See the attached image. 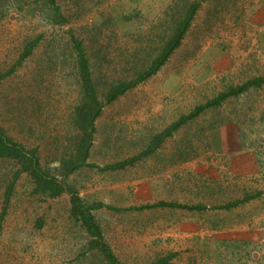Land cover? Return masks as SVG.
<instances>
[{
  "label": "rangeland",
  "instance_id": "374dc122",
  "mask_svg": "<svg viewBox=\"0 0 264 264\" xmlns=\"http://www.w3.org/2000/svg\"><path fill=\"white\" fill-rule=\"evenodd\" d=\"M193 4L163 67L104 103L112 85L157 56ZM55 7L0 0V129L62 188L52 197L18 159L0 156V264H109L102 244L120 264H264V0H55ZM77 44L103 106L86 165L68 173L87 138L77 111L89 102ZM246 84L154 147L172 123ZM72 194L101 240L73 213ZM156 199L152 205L203 209H140Z\"/></svg>",
  "mask_w": 264,
  "mask_h": 264
},
{
  "label": "trees",
  "instance_id": "16d2710c",
  "mask_svg": "<svg viewBox=\"0 0 264 264\" xmlns=\"http://www.w3.org/2000/svg\"><path fill=\"white\" fill-rule=\"evenodd\" d=\"M47 3L55 8V0H46ZM197 5L193 4L188 10H186L185 15L182 17L180 22L175 24L174 29L171 31L170 35L166 38V40L161 44V47L158 51V54L155 58L148 61V65L142 66L140 70H138L132 79L120 83H116L112 85L107 91L106 95L103 97L104 103L110 104L115 101L119 96L126 93L128 90H131L143 83L153 75H155L167 62L169 57L174 53V51L180 46L181 41L183 39L184 34L186 33L189 24L193 18V15L196 11ZM30 49L26 52L29 53ZM77 56L79 60V67L81 71V76L83 79V91L85 95L89 98L88 105L82 106L83 108H79L77 111L81 109V119L79 118V125H81V129L84 131L87 138L85 140L80 141L79 150L77 154L76 160L78 162L71 166L68 170L69 172H73L76 167L86 165V159L88 156L89 146L91 143L92 135L94 134V126L93 123L95 119L100 115L101 108L103 106V101H99L96 91L92 86V81L89 74L88 69V61L86 59L85 53L80 47V44L76 45ZM27 55V54H25ZM262 79L261 81H263ZM249 85V84H248ZM247 84L244 86H239L237 88L231 89L229 92L221 94L215 100L205 104L204 106H200L195 111L187 116H183L178 119L176 122L172 123L168 126L161 134L158 135V141L156 142L154 147H157L160 142L164 141V139L170 137L175 131H177L183 124L195 118L201 111L205 108L217 105L220 100L225 99L229 96H236L243 93L247 89ZM80 117V114H79ZM87 132V134H86ZM0 156L2 157H10L18 159L21 163V171L31 172V175L36 180L35 184L41 190L51 189V196H58L62 192V188L56 184L55 180L47 181L46 179L40 176L41 169L39 167L38 160L32 154L26 153V151L19 144L12 142L8 137L5 136L3 131L0 129ZM134 160L126 161L120 163L118 165L112 166L111 169H119L124 167L125 165L132 164ZM238 203L228 204L226 207H234ZM71 205L72 211L74 214L82 215L83 222L85 226H87L89 232L97 237V239L101 240V234L99 228L91 215L88 209L84 210L80 199L77 195L71 196ZM155 207H169L175 209H184L187 211L193 210H202V207L195 206H186L180 204H171V203H163L160 202L155 205H147L141 207L140 209H150ZM105 259L109 262V264H120L114 254H112L111 250L105 246L101 245L100 247ZM156 264H163L162 262H158Z\"/></svg>",
  "mask_w": 264,
  "mask_h": 264
},
{
  "label": "crops",
  "instance_id": "0c3cea01",
  "mask_svg": "<svg viewBox=\"0 0 264 264\" xmlns=\"http://www.w3.org/2000/svg\"><path fill=\"white\" fill-rule=\"evenodd\" d=\"M158 201H160L159 199H156V200H151V201H149L150 203V205H152V203H157ZM156 208H151V209H149V210H152V211H154ZM158 209H160V208H158ZM192 220L190 221V224H187L188 226L187 227H189V230L191 229L192 230V232H193V235L194 234H196L197 232H196V230H195V228L192 226ZM193 225H197V224H194L193 223ZM260 234H261V232H259ZM175 234V233H174ZM175 235H179V234H175ZM190 235H192V234H190ZM261 236H262V234H261Z\"/></svg>",
  "mask_w": 264,
  "mask_h": 264
}]
</instances>
